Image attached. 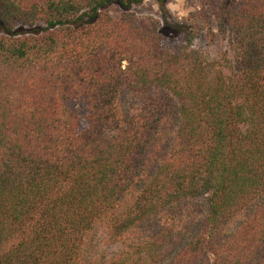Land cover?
Masks as SVG:
<instances>
[{
	"label": "trees",
	"instance_id": "16d2710c",
	"mask_svg": "<svg viewBox=\"0 0 264 264\" xmlns=\"http://www.w3.org/2000/svg\"><path fill=\"white\" fill-rule=\"evenodd\" d=\"M146 1L0 0V264H264V0Z\"/></svg>",
	"mask_w": 264,
	"mask_h": 264
},
{
	"label": "rangeland",
	"instance_id": "374dc122",
	"mask_svg": "<svg viewBox=\"0 0 264 264\" xmlns=\"http://www.w3.org/2000/svg\"><path fill=\"white\" fill-rule=\"evenodd\" d=\"M203 1L204 0H184V10L190 11H188L187 17L182 20H178L174 14L169 13L166 6L162 8L153 0H147L141 5L132 7L130 12L126 14V17L127 20L129 18V23L134 27L142 20L149 19L154 22L159 27L162 48L170 53H177L185 42L186 25L190 24V18L192 16L203 9ZM169 2L170 0H168L167 4ZM154 5L159 6L158 11L154 10ZM108 13L114 18H119L122 14L121 10L115 6L111 7ZM196 44L198 45L199 42L197 41ZM223 49V41L221 39H216L215 44L210 48V53L213 57H217ZM71 107L83 121L86 114L85 109L80 105H72Z\"/></svg>",
	"mask_w": 264,
	"mask_h": 264
},
{
	"label": "clouds",
	"instance_id": "9594fccd",
	"mask_svg": "<svg viewBox=\"0 0 264 264\" xmlns=\"http://www.w3.org/2000/svg\"><path fill=\"white\" fill-rule=\"evenodd\" d=\"M184 0H170V2L166 5L167 10L169 13L174 14L178 20H182L187 17L188 11L184 10L183 8ZM154 10L158 11L159 6L154 5ZM162 23V21H161Z\"/></svg>",
	"mask_w": 264,
	"mask_h": 264
}]
</instances>
